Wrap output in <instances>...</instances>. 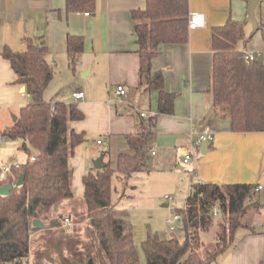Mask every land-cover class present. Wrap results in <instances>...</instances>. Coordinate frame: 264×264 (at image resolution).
I'll return each mask as SVG.
<instances>
[{"label":"trees","instance_id":"16d2710c","mask_svg":"<svg viewBox=\"0 0 264 264\" xmlns=\"http://www.w3.org/2000/svg\"><path fill=\"white\" fill-rule=\"evenodd\" d=\"M94 3L95 0H65V9L67 13L92 11ZM188 15V0H146L144 8L131 11L139 62L138 86L157 91V108L155 115L140 121L134 134L125 136L128 150L118 154L114 165L106 163L82 176L87 220L101 249L98 264H140V249L145 264H209L232 243L238 228L248 226L244 217L256 205L253 184L191 180L181 218L183 240L175 236L161 238L147 229L137 244L126 212L117 209L111 200L114 177L122 186V199L127 196L132 174L148 171L145 144L157 116L173 113L177 94L165 90L164 77L160 71L152 70L151 62L160 53V45L188 41ZM245 24V20L228 18L211 29L210 92L214 111L228 115L233 131H264V60H248L245 51L238 48V42L245 44L252 37L246 35ZM259 25L264 41V24ZM22 42L23 50L4 46L0 52L15 74L14 82L24 86L29 96L16 115L14 127L1 134L6 139L20 138V147L29 157L18 167L12 165L6 178L0 179L1 186L23 176L22 185L10 186L7 195L0 194V264H28L32 221L45 219L52 206L72 197L68 159L74 148L86 140L84 132L70 127V122L85 117L77 103L43 98L53 77V67L46 60L47 47L31 38H23ZM83 45L81 36L66 37L65 50L71 66ZM214 219V239L206 247L199 232L207 230ZM85 264H95L88 249Z\"/></svg>","mask_w":264,"mask_h":264},{"label":"crops","instance_id":"0c3cea01","mask_svg":"<svg viewBox=\"0 0 264 264\" xmlns=\"http://www.w3.org/2000/svg\"><path fill=\"white\" fill-rule=\"evenodd\" d=\"M247 1L188 0L189 13H201L203 25L188 29V41L185 44L160 45V53L152 59V70L162 73L165 90L177 96L173 113L157 116L152 135L145 144L148 171L132 174L129 184L138 175L146 178L152 174L150 172L157 170L168 169L174 173L189 166V178L192 177V180L255 185L253 199L256 205L248 213L261 214L264 218V131H233L228 115L214 111L210 92L213 52L211 29L224 24L228 18L246 21ZM145 4L146 0H95L92 11L67 13L65 0H0V52L4 46L14 51L23 50V38L39 41L47 47L46 60L52 65L54 76V69H58L59 65H65V62L67 66L70 65L65 50L66 37L73 35L84 39L83 50L76 60L77 66L81 72L89 69L82 78L91 77L95 80L99 92H85L78 88L64 95V100H49L77 103L85 117L70 122V127L76 132H84L86 140L74 148L73 155L68 159L73 195L52 206L48 227L50 230L54 227L59 229L64 218H68V222L81 228L84 239L95 242L96 249L94 230L86 223L82 176L96 169L93 161L100 155L103 156L104 164L113 162L107 159L111 144L104 151L96 152L98 146L95 141L97 143L102 138L113 141L121 137L125 143V136L134 134L141 120L156 114L157 91H147L138 86L139 62L131 16L132 10L144 8ZM257 21L264 24L262 10ZM244 28L246 35H250V23L246 21ZM237 46L245 52L260 51L264 55V41L259 30L247 43L238 42ZM14 81L15 74L9 62L0 55V88L9 91L12 86H17V91L26 97L19 104L20 109L27 104L29 96L25 88L22 90L24 86ZM69 81L72 83L71 79ZM119 84L127 89L126 95L120 98L114 93ZM77 90L83 92L80 99L72 95ZM140 112H144L147 117L141 118ZM205 128L211 131L212 140L207 143L208 149L202 152L201 144L193 143L192 139ZM99 135L101 137L97 138ZM151 150L155 153L151 154ZM187 150L192 152L193 158L185 163ZM120 151L115 155L116 158ZM190 182L187 184L188 191ZM175 184L172 187L178 190ZM180 184L186 186L183 179ZM258 185L261 188H257ZM132 190L127 192V198L131 197ZM168 205L164 203L162 206ZM44 220H40V227L48 225L47 220ZM246 222L248 226L240 232L238 228L232 243L209 264H264V222L257 232L250 227V219ZM145 232L144 228L137 231L134 227L137 244L144 238ZM61 236L60 231L57 238ZM64 246L66 249L71 247L66 243ZM83 257L79 252V264L84 263Z\"/></svg>","mask_w":264,"mask_h":264},{"label":"rangeland","instance_id":"374dc122","mask_svg":"<svg viewBox=\"0 0 264 264\" xmlns=\"http://www.w3.org/2000/svg\"><path fill=\"white\" fill-rule=\"evenodd\" d=\"M245 6L246 2L244 7ZM261 10L264 13V0H261L255 7L254 14L257 20ZM66 63L67 62H65V65H59L58 69H54L53 79L50 81L43 94L45 100H64V95L67 93L70 94L74 89L78 88L85 92H93L92 90L99 92V90H96L97 82L95 80L91 77L86 79L82 78L81 71L77 66V61L72 66H67L68 63ZM70 79L72 83H70ZM10 89L9 91H5L0 88V169L9 164L20 165L26 162L29 157L28 153L20 147V141L18 139L12 140L1 137L3 131L14 127L15 120L13 117H16L18 114L19 104L26 100L25 95L17 91V86H12ZM100 137V135L97 136V138ZM99 140L102 144L96 143L95 141L96 146H98V149H95L96 152L99 150L104 151L106 148H109L107 146L111 144L110 156L108 154L107 159L113 162L112 165L115 164V155L118 150L121 149L122 152H126L128 149L126 141L124 143L121 137L115 138L113 141L105 138ZM150 173L152 174L146 178H141V175H138L139 178L133 177L126 189L127 193L130 191L132 185L134 186L131 197H123L122 199L119 198L122 186L118 179L114 177L112 180L113 191L111 200L118 209L126 212L137 231H141V228L145 230L149 229L152 233L158 234L161 238L175 236L179 241H182L184 229L181 218L185 201L189 194V185L187 187V184L190 182V179H193L192 177L189 178V166L185 170H175L174 173H170L168 169L161 171L157 170L154 173ZM158 174L159 176H157ZM157 177H159V179H157ZM182 179L186 182V186L180 184ZM175 182V186L178 187V190L172 187V184ZM164 203H169V205L167 207L162 206ZM177 213L180 215V220L169 223L168 219ZM50 217L49 215V218ZM245 218L246 220L250 219V227L255 232L260 230L264 222V218L261 214H252V212H247ZM45 219L48 224L45 227H40L38 225L31 226L28 264H79L77 260L79 252L83 254V264H85L86 249L90 251L95 264H98L101 249L95 230L88 223L87 216L86 223L94 230L93 237L94 240L96 239L98 250L96 246L94 247L95 242L93 243L92 240L84 239L81 228H77L74 223L68 221V223H66L64 220L62 221L63 224H61L63 227L59 225V229L54 227L53 230H50V227H48V216ZM215 219L207 230L199 232L200 239L206 247H209L214 239L216 231ZM43 221L45 220L43 219ZM242 229L245 228H239L238 232ZM60 231L62 236L57 238ZM63 243L71 247L66 249L64 245L62 246ZM140 264H145L144 254L141 249Z\"/></svg>","mask_w":264,"mask_h":264},{"label":"built area","instance_id":"2783aa9c","mask_svg":"<svg viewBox=\"0 0 264 264\" xmlns=\"http://www.w3.org/2000/svg\"><path fill=\"white\" fill-rule=\"evenodd\" d=\"M86 15L89 14V12H85ZM203 15L201 13H198V12H191L189 13L188 15V28H196V27H199V26H202L203 25ZM245 58H247L248 60H257V59H260V58H264V55L262 52L260 51H257V52H245ZM115 95L118 96V97H124L127 93V89L125 86L119 84L116 86L115 88V91H114ZM73 97L75 99H80L83 97V92L80 91V90H77V91H74L72 93ZM54 108V104L52 103L51 104V109ZM140 116L141 117H147V115L144 113V112H140ZM212 140V133L211 131L208 129V128H205L203 131H201L200 133H198L196 135V137L194 139H192L193 143L197 144V145H200L202 143H208ZM97 143H100V140L97 141ZM151 154H154L155 151L154 150H151L150 152ZM193 158V154L191 151H186V154H185V157H184V162H188L190 159ZM34 159V156H31L30 157V160H33ZM13 164H9V165H5L1 171H0V179H5L7 174L10 172V168ZM15 167H18L19 165H13ZM16 181L10 183V186L13 187V186H16ZM257 188H261L260 185L257 186ZM214 211H216L214 209ZM65 222L68 221V218H64ZM175 220H180V215L177 213V214H174L170 219H168V222H172V221H175Z\"/></svg>","mask_w":264,"mask_h":264},{"label":"water","instance_id":"95a60500","mask_svg":"<svg viewBox=\"0 0 264 264\" xmlns=\"http://www.w3.org/2000/svg\"><path fill=\"white\" fill-rule=\"evenodd\" d=\"M260 0H248L247 1V17H246V21L248 23H250L251 27H252V30H251V33L250 35H253L260 27L257 19L255 18V14H254V9L256 7V5L258 4ZM89 72V69H86L84 71L81 72V76L84 77L86 76V74H88ZM22 90H24V87H22ZM14 120H16V117H13ZM19 141H21V139L19 138L18 139ZM30 150L36 154L37 153V150L32 148L31 146H29ZM206 149H208V145L206 143H202L201 144V150L202 152H204ZM103 159V156L100 155L98 158H96L94 161H93V166L97 169L99 168H102L104 167V163L102 161ZM23 183V176L20 174L17 178V181H16V184L18 186L22 185ZM10 191V183H5L4 185H1L0 186V194L2 195H7ZM32 225L33 226H41L42 225V222L40 220H37V219H34L32 221Z\"/></svg>","mask_w":264,"mask_h":264}]
</instances>
